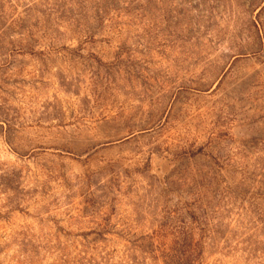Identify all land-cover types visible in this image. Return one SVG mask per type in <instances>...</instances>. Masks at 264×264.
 <instances>
[{"label": "rangeland", "instance_id": "374dc122", "mask_svg": "<svg viewBox=\"0 0 264 264\" xmlns=\"http://www.w3.org/2000/svg\"><path fill=\"white\" fill-rule=\"evenodd\" d=\"M116 2L85 43L61 13L78 0H0V264H83L59 229L104 228L88 258L142 263L129 241L197 199L201 264H264V0Z\"/></svg>", "mask_w": 264, "mask_h": 264}, {"label": "trees", "instance_id": "16d2710c", "mask_svg": "<svg viewBox=\"0 0 264 264\" xmlns=\"http://www.w3.org/2000/svg\"><path fill=\"white\" fill-rule=\"evenodd\" d=\"M78 1L79 6L81 7L78 9L76 14L73 13V11H67L70 7V4L68 5V8L64 6L61 13H65L66 16L71 18L69 20V23L71 22V24H69L71 30L78 37L84 39L86 41L85 43H88V41L95 39L96 33L98 31L102 33L105 30V23L107 21L111 23L113 22V19H110L109 17L112 13V10H118L116 2L117 0H105V2L98 4L90 11L84 6L85 3L83 1ZM0 15L5 16L3 7H0ZM89 21L92 22L89 23ZM10 24L11 25L9 27L12 28L16 26L15 31L18 30L20 32L26 30L30 31L32 28L37 30L40 23H35L28 26L27 22L18 16L16 19L11 17ZM36 45L38 46L36 43L32 44L31 42H27L24 47H18L19 49L13 46L9 52L14 53L15 55L34 53V48ZM48 48L53 51L55 50L53 49L52 45ZM62 48L65 49V47ZM66 51L70 53L71 51H75V49L66 48ZM118 57H120V54H118ZM115 63L117 64L118 62L116 61ZM110 71L111 69L107 70L105 73L107 74L106 84L112 85L114 80L112 78L110 79ZM91 203V201H87V204ZM169 203L170 201H167L162 207V221L159 224L160 230L155 231L152 235L145 237L150 239V244L143 245L145 242V238L143 239V237L141 238V241H129L132 245L131 251L138 250L145 255L142 263H139L138 258L134 257L133 260L130 261V264H148L147 261H152L155 263L158 260H162L163 264H201L205 240L208 239L211 232H213V234H217L216 230L214 231V229H210V224L206 219V216H208L210 213L209 209H207V207H203L200 204L199 199L192 202L179 201L173 208H169ZM172 217L173 219L174 217L176 218L178 226H175L170 232H167L170 230L166 229L167 225L169 224L167 222H169ZM105 222L107 223L108 221L106 220ZM58 232H60L64 238H79L83 241V244H86L82 245V247L85 248V251H82L80 254L85 256V258L82 259L85 261L83 264L110 263L109 254L107 253L100 257V261L94 260L92 256L88 258L87 253V251L91 249L90 245H96L99 242H106L107 237L111 234L108 229H92L88 232L78 233L75 236H73L72 233L65 232L62 229H59ZM122 236H126V238L128 237L127 234H122ZM168 237H171V244L169 246L165 244V240H167ZM153 238L155 239V242L152 241ZM154 243H157L158 246H155ZM67 259L68 257L63 255L62 260H65V264H68L66 262Z\"/></svg>", "mask_w": 264, "mask_h": 264}]
</instances>
